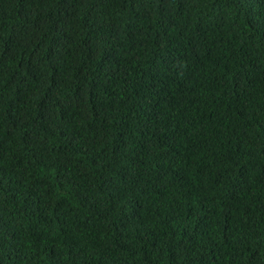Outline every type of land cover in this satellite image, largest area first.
<instances>
[{
    "label": "trees",
    "instance_id": "1",
    "mask_svg": "<svg viewBox=\"0 0 264 264\" xmlns=\"http://www.w3.org/2000/svg\"><path fill=\"white\" fill-rule=\"evenodd\" d=\"M0 264H264V0H0Z\"/></svg>",
    "mask_w": 264,
    "mask_h": 264
}]
</instances>
